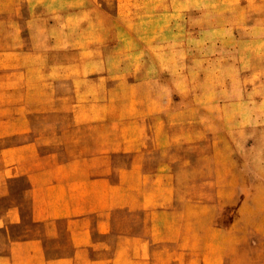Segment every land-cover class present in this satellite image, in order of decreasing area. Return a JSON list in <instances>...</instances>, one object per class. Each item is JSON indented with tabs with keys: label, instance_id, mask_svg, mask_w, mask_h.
<instances>
[{
	"label": "rangeland",
	"instance_id": "374dc122",
	"mask_svg": "<svg viewBox=\"0 0 264 264\" xmlns=\"http://www.w3.org/2000/svg\"><path fill=\"white\" fill-rule=\"evenodd\" d=\"M16 261L264 264V0H0Z\"/></svg>",
	"mask_w": 264,
	"mask_h": 264
},
{
	"label": "crops",
	"instance_id": "0c3cea01",
	"mask_svg": "<svg viewBox=\"0 0 264 264\" xmlns=\"http://www.w3.org/2000/svg\"><path fill=\"white\" fill-rule=\"evenodd\" d=\"M35 199H36V203H35L36 217H37V219H44L45 218L44 207L49 206L50 201H51L50 191L48 190V192H47L46 187H42L39 184L38 187L35 188ZM19 213H20L19 208L17 209V208L12 207L7 212V216L4 217V219L8 223L17 222V221H19V218H20ZM1 222H3V221H1ZM32 242H33V249L29 248V245L32 243H26V242H22V241L13 242L12 247H11V254H12L11 259H17L16 255H19V254H23L27 257H32V256L40 253L42 250L41 242L35 241V240ZM14 264H18V262L16 261V262H14ZM182 264H185V263H182ZM198 264H202V263L198 262ZM204 264H211V263L205 262ZM212 264H215V263H212Z\"/></svg>",
	"mask_w": 264,
	"mask_h": 264
}]
</instances>
